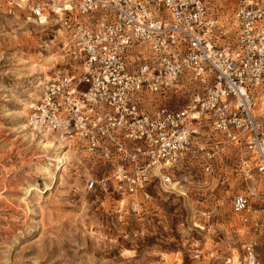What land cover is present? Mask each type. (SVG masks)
Masks as SVG:
<instances>
[{
	"label": "built area",
	"instance_id": "built-area-1",
	"mask_svg": "<svg viewBox=\"0 0 264 264\" xmlns=\"http://www.w3.org/2000/svg\"><path fill=\"white\" fill-rule=\"evenodd\" d=\"M234 1L228 19L207 0L34 5V23L54 21L77 71L47 80L26 119L36 137L58 135L100 168L87 191L111 187L120 202L130 197L131 211L158 186L171 188L179 166L210 174L244 149L251 168L243 180L254 181L253 170L258 181L235 193L230 209L248 236L241 264H264V113L256 105L264 96V0ZM180 79L196 89L173 108L166 98Z\"/></svg>",
	"mask_w": 264,
	"mask_h": 264
},
{
	"label": "rangeland",
	"instance_id": "rangeland-1",
	"mask_svg": "<svg viewBox=\"0 0 264 264\" xmlns=\"http://www.w3.org/2000/svg\"><path fill=\"white\" fill-rule=\"evenodd\" d=\"M207 1L224 19L235 6L234 0ZM46 2L0 0V264H241L248 236L230 202L258 181L253 170L255 180H243L251 168L244 149L229 152L210 174L179 166L171 188L158 186L131 211L130 197L120 202L111 187L85 189L91 173L103 172L82 152L67 145L75 153L56 170L53 151L45 152L22 126L47 80L77 71L54 21L34 23L32 7ZM179 86L166 98L173 108L188 103L196 89L185 79Z\"/></svg>",
	"mask_w": 264,
	"mask_h": 264
},
{
	"label": "bare ground",
	"instance_id": "bare-ground-1",
	"mask_svg": "<svg viewBox=\"0 0 264 264\" xmlns=\"http://www.w3.org/2000/svg\"><path fill=\"white\" fill-rule=\"evenodd\" d=\"M15 1H16L18 6H21L20 2L23 4L27 0H15ZM58 32L61 33V35H63L61 30H58ZM256 105H257V110H258L257 112L258 113H264V96H260L259 98H257ZM260 106H262L263 109H260ZM22 126L24 128H27L28 124L24 123ZM30 134L32 135L33 138L35 137L34 133L31 132ZM50 137H52V138H50ZM38 140H39L38 141L39 145L43 148V150L45 152L53 151V154L50 156L49 160L56 162L55 169L56 170L63 169L64 165L66 164V162L68 160L67 159L68 158L67 157V155H68L67 153L74 152L73 149L71 148V147H73L72 144L66 142L63 138L59 137L58 135H47V136L39 137ZM63 142L66 145L63 144ZM67 145L71 146V147H67ZM65 147H67V149L63 150ZM73 148L77 152L75 147H73ZM74 153H72V154H74ZM42 171L44 173H47V175H49L51 178L53 177L52 174L50 173V170L47 167H43ZM234 260H235V257H234Z\"/></svg>",
	"mask_w": 264,
	"mask_h": 264
}]
</instances>
